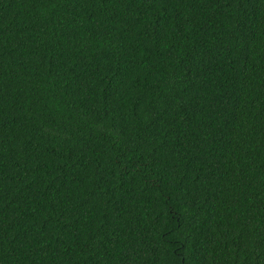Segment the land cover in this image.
Returning a JSON list of instances; mask_svg holds the SVG:
<instances>
[{"label": "trees", "instance_id": "1", "mask_svg": "<svg viewBox=\"0 0 264 264\" xmlns=\"http://www.w3.org/2000/svg\"><path fill=\"white\" fill-rule=\"evenodd\" d=\"M0 264H264V0H0Z\"/></svg>", "mask_w": 264, "mask_h": 264}]
</instances>
